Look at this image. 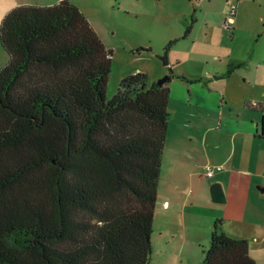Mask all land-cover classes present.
Listing matches in <instances>:
<instances>
[{"label":"trees","instance_id":"obj_1","mask_svg":"<svg viewBox=\"0 0 264 264\" xmlns=\"http://www.w3.org/2000/svg\"><path fill=\"white\" fill-rule=\"evenodd\" d=\"M0 39V264H150L169 84L190 80L138 72L108 99L112 51L72 0L12 8ZM220 223L201 264H257Z\"/></svg>","mask_w":264,"mask_h":264},{"label":"crops","instance_id":"obj_2","mask_svg":"<svg viewBox=\"0 0 264 264\" xmlns=\"http://www.w3.org/2000/svg\"><path fill=\"white\" fill-rule=\"evenodd\" d=\"M202 1L158 0L157 5L188 18L197 5L212 2ZM243 1L237 0V5ZM147 3L135 0L134 7ZM239 9L232 35L239 31ZM170 25L163 35L183 40V25L177 33ZM231 62L243 66L225 77ZM220 64L218 71L189 74L183 106L175 107L178 112L172 109L174 79L169 84L171 119L152 235L156 264H201L218 221L230 237L249 240L251 257L264 264V62L258 61L256 49L247 55L228 54ZM206 165L222 166V170L209 178Z\"/></svg>","mask_w":264,"mask_h":264},{"label":"rangeland","instance_id":"obj_3","mask_svg":"<svg viewBox=\"0 0 264 264\" xmlns=\"http://www.w3.org/2000/svg\"><path fill=\"white\" fill-rule=\"evenodd\" d=\"M54 1L0 0V23L12 7L23 5L20 4L22 2L44 6ZM144 1L148 2L146 7L135 8V0H75L106 48L112 51L108 99L117 93L121 79L138 72L146 73L150 84L170 75L171 70L190 78V73L201 69L218 71L220 62L228 54L239 55L243 51L247 55L256 49L258 61L264 62V0H244L238 4L241 22L239 31L235 30L233 35L223 29L222 23L230 5L237 4V0H212L211 4L197 5L196 12H191L196 20L191 37L179 40L170 49L166 48L167 45L176 39L164 36V28L171 24L172 32H181V25L186 29L190 24L191 15L183 18L170 7L158 6V0ZM167 50L169 65L165 66L160 57ZM9 59L0 39V68ZM173 79L175 91L172 109L178 112L175 107L183 106L186 84L176 77ZM157 261L158 252L155 250L151 254L150 264Z\"/></svg>","mask_w":264,"mask_h":264},{"label":"built area","instance_id":"obj_4","mask_svg":"<svg viewBox=\"0 0 264 264\" xmlns=\"http://www.w3.org/2000/svg\"><path fill=\"white\" fill-rule=\"evenodd\" d=\"M60 1H64V0H60ZM237 12H238V5L237 4L230 5L228 14L226 15V18L222 23L223 29L229 33H232L234 31ZM204 169L206 176L212 178L216 175L218 171L222 170V166L206 165Z\"/></svg>","mask_w":264,"mask_h":264},{"label":"water","instance_id":"obj_5","mask_svg":"<svg viewBox=\"0 0 264 264\" xmlns=\"http://www.w3.org/2000/svg\"><path fill=\"white\" fill-rule=\"evenodd\" d=\"M160 58L163 61L165 66L169 65L168 50L165 51L164 55L161 56ZM169 79H171V76L167 75L164 78H162L161 80H159L158 83L163 84V83L167 82Z\"/></svg>","mask_w":264,"mask_h":264}]
</instances>
